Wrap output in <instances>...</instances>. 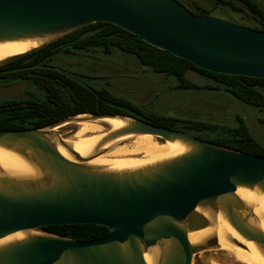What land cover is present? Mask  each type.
Here are the masks:
<instances>
[{
  "label": "water",
  "instance_id": "1",
  "mask_svg": "<svg viewBox=\"0 0 264 264\" xmlns=\"http://www.w3.org/2000/svg\"><path fill=\"white\" fill-rule=\"evenodd\" d=\"M180 1L0 0V44L38 42L1 60L0 67L79 28L108 23L201 70L264 80L263 32L194 16ZM21 88L0 89V98H15ZM80 116L91 122L119 119L125 125L107 133L82 158L58 131ZM144 135L179 143L186 151L134 170L87 165L114 141ZM0 148L18 155L34 171L33 176L18 178L0 169V264H147L145 255L151 264H192L193 255L219 249L212 235L199 244L188 241L189 233L210 227L203 213L222 215L264 258V233L252 208L236 195L239 188L264 194V158L130 117L86 113L40 129L2 131ZM63 225H96L109 235L83 242L42 231Z\"/></svg>",
  "mask_w": 264,
  "mask_h": 264
},
{
  "label": "trees",
  "instance_id": "2",
  "mask_svg": "<svg viewBox=\"0 0 264 264\" xmlns=\"http://www.w3.org/2000/svg\"><path fill=\"white\" fill-rule=\"evenodd\" d=\"M183 0L179 3L194 16H209L208 5L233 7L230 0ZM247 6L254 15L257 26L253 30L264 33V15L252 5L251 0H232ZM235 8V7H233ZM100 53L111 55L118 52L133 57L140 66L149 72L172 78L174 89L179 91H222L236 101L256 108L261 115L259 123L264 126V80L243 76H228L201 70L185 60L177 58L166 51H161L144 43L136 37L114 25L95 23L72 31L41 49L29 53L14 63L8 69V75L14 79L27 80L34 75L47 74L41 68L52 58L72 53ZM89 56V55H88ZM34 69V70H33ZM187 73H196L209 82L202 86L196 85L186 78ZM74 92L76 89L74 88ZM82 104L69 108L65 113L52 111L50 113L35 109L28 113H19L18 119L22 125L40 129L54 124L68 116L76 114L120 115L133 118L149 126L177 131L186 135H214L206 140L214 145L250 156L264 158V146L258 143L249 133L245 122L236 117V125L223 126L207 122L180 119L166 115H158L144 111L130 101L112 95L107 89H91L85 85L82 88ZM16 112L15 109H12ZM20 111V110H19ZM200 139L198 136H194ZM203 140V139H202ZM205 141V140H204ZM42 231L52 235L75 241H93L106 238L109 231L96 225H63L48 226Z\"/></svg>",
  "mask_w": 264,
  "mask_h": 264
},
{
  "label": "rangeland",
  "instance_id": "3",
  "mask_svg": "<svg viewBox=\"0 0 264 264\" xmlns=\"http://www.w3.org/2000/svg\"><path fill=\"white\" fill-rule=\"evenodd\" d=\"M203 2L208 5L209 0ZM261 2L264 9V0ZM208 9L211 17L245 25L250 29L256 25L250 18L233 13L228 7L212 8L208 5ZM81 55L78 60L67 59L64 56L56 57L50 62V66L57 70L68 68L72 75H81L85 81L92 82L95 89L105 88L112 95L158 115L223 126L236 125V117H238L245 122L251 136L264 146V126L259 123L261 115L258 110L236 101L222 91L175 90L173 88L175 82L172 78L155 75L140 66L133 57L118 52L111 55L100 53ZM186 78L199 86L209 82L196 73H187ZM76 130V127L69 126L58 131L63 132L62 139H69ZM191 136H198L200 140L205 141L214 137L212 134L207 136L191 134ZM155 140L162 143L160 140ZM108 152L109 150L102 155ZM192 264L238 263L229 258L227 252L212 249L193 255Z\"/></svg>",
  "mask_w": 264,
  "mask_h": 264
},
{
  "label": "bare ground",
  "instance_id": "4",
  "mask_svg": "<svg viewBox=\"0 0 264 264\" xmlns=\"http://www.w3.org/2000/svg\"><path fill=\"white\" fill-rule=\"evenodd\" d=\"M38 46V42L24 41L0 44V61L14 55H19ZM84 116L77 118L72 123H66L61 128L69 126L76 127V131L69 139H64L71 149L79 157H88L96 143L107 133L119 129L125 125V121L119 119H103L94 122L81 120ZM56 131V129L54 130ZM67 136V135H66ZM110 150L89 162V166H97L111 171L134 170L160 161L171 159L183 154L186 149L179 143H160L152 136H127L109 144ZM59 153L66 159H73L66 151L57 147ZM0 169L10 177H30L34 175L30 167L23 159L15 153L0 148ZM237 197L252 208L257 219L258 227L264 233V194L257 190L237 189ZM200 212L199 210H197ZM210 221V227L199 232L189 233L188 241L195 245L201 243L208 236H215L219 249L227 252L229 258L238 264H264V258L257 248L250 242L243 240L225 221L222 215H211L203 213ZM20 238V236H12ZM11 238L4 239L9 241ZM13 239V238H12ZM236 241L244 249L238 248L231 243ZM147 264H151L149 256L145 255Z\"/></svg>",
  "mask_w": 264,
  "mask_h": 264
},
{
  "label": "flooded vegetation",
  "instance_id": "5",
  "mask_svg": "<svg viewBox=\"0 0 264 264\" xmlns=\"http://www.w3.org/2000/svg\"><path fill=\"white\" fill-rule=\"evenodd\" d=\"M251 1L254 3L252 5L260 12V14L255 15H264V9L261 0ZM230 2L235 8H231L229 6L223 7H228L231 12L237 13L238 15H243L246 18L248 17L255 23L254 17L251 16L254 14L250 12L247 6L232 0H230ZM210 6L212 8L219 7L209 4V7ZM209 17L211 16L209 15ZM214 18L220 19L218 17ZM240 26L246 27L245 25ZM81 54L83 53L75 52L69 55L60 56H64V58L67 59L78 60V58L82 56ZM54 58L44 64V66L41 68V70L47 74L34 75L35 70L33 69V76L27 80H14L8 75V69L12 67L11 64L16 60L0 67V89L16 86L22 87L21 90L16 94L15 98H0V132L32 130L33 128L29 125H22L24 122L17 117L19 113H28V115H30V112L36 108L41 111L42 109L43 111L46 110L45 112L48 113L52 112L53 110L59 113H65L68 110V107L74 108L78 107L79 104H82V88L84 85L87 88L95 89V86L92 82L85 81L84 77L81 75H72L73 73L70 72L68 68L57 70L51 67L50 62ZM91 58L93 57L91 56ZM74 88L76 89L75 92L73 91ZM12 109H15L16 112H13Z\"/></svg>",
  "mask_w": 264,
  "mask_h": 264
}]
</instances>
